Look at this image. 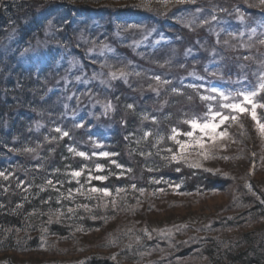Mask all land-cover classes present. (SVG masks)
<instances>
[{
	"label": "rangeland",
	"instance_id": "374dc122",
	"mask_svg": "<svg viewBox=\"0 0 264 264\" xmlns=\"http://www.w3.org/2000/svg\"><path fill=\"white\" fill-rule=\"evenodd\" d=\"M26 1H43L46 3L50 0ZM136 1L118 0L117 7L118 9L132 11L137 6ZM227 1L244 3L252 8L253 11L242 16H231L230 11L228 12L227 9L228 6L220 0H194V2L186 0L183 4L176 3V0H149L145 10L149 12L147 15L151 20L137 22L133 26H124V30L119 29V26H115L116 28L108 25L103 26V24H109L108 17H105L102 22L89 18L78 21L79 26H75L76 30L82 28L85 25L84 23L88 22L90 27H95L90 28L91 32L98 33L94 37L100 40L99 44L92 38L86 41L82 40L81 32L76 31L73 33V41L79 42V45H77L80 48V53L73 50H70L72 52L70 53L69 48H66V50L60 47L59 43H54L55 45H53L49 42L55 29L54 25H52V20L43 27L41 36L33 37L24 44V47L18 52L17 63L13 64L22 68H27L28 66L36 69L45 67L46 74L43 78L45 95L54 94L56 90H59L60 93L63 91L65 94L67 86L76 85L86 88L85 94L82 92L76 93L74 101L72 100L73 97H71L73 95H70V98H63L64 104L59 107L61 109L59 113L50 111L54 107L50 106L51 104L47 105L46 108L38 102L39 109H35L36 118L34 123V125H42L44 128L46 125H50L49 120L54 118L56 119L55 124L58 125L53 127V131L54 129L56 131L59 129L57 132L60 133L61 137L68 136L69 141L77 142V145L74 146L75 148L70 147L68 152H71L70 149H74L72 158L83 162L81 175L76 177L78 180L80 178L83 180L82 184L89 186L92 180L101 183L105 182V180L101 181L93 178L106 174L107 169L104 165H102L100 170L96 168L97 164L94 165L93 170L89 168L92 161H97L99 158L111 159L116 156L112 154L115 153L116 149L110 148L107 144L111 139L109 126L117 125V123L121 122L118 130L120 135H122L120 140L123 142L127 140L135 141L138 138L137 135L134 136V131L126 137L127 132L122 127L124 125L122 118L125 113L114 116L116 110L113 106L112 96L115 95L114 90L117 89L119 83L125 87L122 93L132 92L131 94H135V97L142 98V95L147 92L152 91L159 95L168 90V88L169 93L174 95L170 87L171 84L182 85L188 82L187 86L193 89V95H189L187 98H182V95H179V97L171 95L176 98L174 103H179V101L186 103L182 106L178 104L174 109L177 110L176 113L180 112L182 125H187L184 123L187 119L193 117L203 118L209 105L214 110H219V98L208 100V103L205 104L206 106L198 103L204 101L201 100V96L216 95L209 91L211 88L219 89L226 94H233L234 102L242 100V97L235 95L236 93L256 91L257 95L252 98L257 105L256 115L264 122V118L259 115L260 112L264 113V107H260V105H264V95L260 100L259 96L262 91H259L257 86L260 83V75L264 73V44L260 43V41L264 40V19L255 13V9L264 10V8L259 5V0ZM227 13L228 17L226 16ZM259 14L262 17L264 15L263 13ZM161 16L169 17L179 24L182 29L179 32H183V35H179L182 38L178 35H174L171 38L172 35L166 36L162 30L158 29V23L166 21ZM223 16H226L228 22L232 23L230 32L237 36L232 37V40H229L228 36L222 37L219 29L216 30L220 22H225L226 18ZM100 35L102 38H100ZM19 38L16 28L6 31L2 38L3 40L1 39L0 52L7 57H9V54L16 52L19 49V46L16 45ZM189 38L193 42L191 46L184 42ZM221 38L226 39L222 40ZM170 43L171 45L168 46ZM218 44L221 47H218ZM166 46L168 47L166 48ZM144 50L149 52L146 51L142 55L141 52ZM117 52L118 54H123L126 58L130 56L131 59L127 63H109L106 60V56L115 55ZM52 53L57 55V58L54 59V63L51 65V62H47V60L49 54ZM147 55H150L151 58L146 57ZM195 55L194 62L181 60L188 59L190 56L195 57ZM201 57H204V59ZM142 58H144L143 71L136 74L132 71V67L139 65ZM172 63L178 65L173 67ZM213 69L215 70L213 71ZM131 71L134 75H132ZM159 72L168 80H157L156 77L159 76ZM112 73L115 74V77L111 75ZM152 75H154V78L151 77ZM216 81L222 83L218 85ZM73 90H69V94ZM59 95L62 96L61 94ZM123 95H125L124 98H130L126 97L128 94ZM60 96L59 99L61 100L62 97ZM168 98L171 97L169 96ZM86 102H89L88 106ZM84 106L86 108H83ZM162 106L167 111L170 109L166 103L162 104ZM70 107H73L74 112L68 110ZM248 107L251 106L248 105ZM46 109L50 113H47L46 117H44ZM223 111L228 112L226 109ZM235 115H237L236 122L227 121L217 129V131H226V136L218 138L214 142H209L205 137V146L211 152V158L204 159L197 156L196 151H199V149L195 151L189 149L185 154L187 163L184 160L180 161V164L188 172L186 174L187 178L201 177V174L207 173L219 172L221 175V173L230 172L236 177L234 183L230 187L229 185L228 187L226 186L227 191L221 193L212 191L186 194L180 190L181 183L166 184L164 188L160 186L157 189L154 188L155 190L152 189L151 193L148 194L152 200H150L151 213L147 215L145 221L149 222L150 227L154 230L152 232H158L159 235H154L149 239H152L155 243L151 244L152 246L150 245L149 249L151 250L149 255L146 256L144 264H240V261H234L232 257V253H236L239 249L246 250L248 256L259 260V264H264V242L262 241L264 218L252 221L250 224H243L244 226L236 225V227L232 228L215 226L219 220L229 216L235 217L238 214L232 210L239 209L238 206L242 205L238 197L245 195L243 182L253 183L264 193V138L258 134L255 122L247 112ZM116 120L118 121L116 122ZM148 121L149 123L152 122L151 119ZM51 125H53L52 121ZM67 131H70V135ZM83 132H86L85 135L89 143L84 141L83 137L78 136L79 133L84 135ZM183 132L187 131L183 129L179 132L177 131V133ZM64 133L68 135L65 136ZM172 135L173 133L170 136ZM176 139L184 141L188 138L177 134ZM169 142L176 144L175 140L172 139H169ZM130 143L132 144L133 142ZM133 144H137V141ZM175 146V152H178L179 146L177 144ZM112 149L114 151H111ZM169 149H167V153ZM87 151L89 152V157L87 156ZM80 152L85 153V156H80ZM102 152H108L110 155L107 157L100 156L99 154ZM224 157H227V159ZM193 161H198L200 166L189 167V164ZM172 163H176V161ZM84 170L87 172L92 171V173L83 176ZM157 184L159 182L155 181V185ZM92 188L94 186L91 188L86 187L85 190L89 191L88 193L95 194L91 192ZM138 205L140 208H144L149 204L145 201H138ZM254 218H256L254 214L246 216L247 220ZM242 221L244 219H233V226L241 224ZM112 226L116 227L109 221L100 230L79 234L75 239H70V241L61 240L49 252L41 251L23 254L10 252L0 254V260L9 259L14 263L38 264L81 260L92 255L102 258L110 257L112 260H116V251L98 248V246L103 245L107 241L108 234L112 231ZM118 228L117 226L116 229ZM185 229H188V231L186 232ZM176 231L177 233H174ZM249 234L252 236L242 238L244 235ZM210 240L213 241L212 244H210ZM200 245L204 246V248L207 246L210 248V253L205 258H201L196 251L191 253L189 250L194 246ZM85 248L87 250L83 254L81 250ZM157 249L162 250L156 252ZM180 249H182L181 252L187 254V257L182 259V261L176 258L172 260L171 254L176 253Z\"/></svg>",
	"mask_w": 264,
	"mask_h": 264
},
{
	"label": "trees",
	"instance_id": "16d2710c",
	"mask_svg": "<svg viewBox=\"0 0 264 264\" xmlns=\"http://www.w3.org/2000/svg\"><path fill=\"white\" fill-rule=\"evenodd\" d=\"M220 1L228 6L227 9L231 16H242L253 11L244 3ZM148 2L149 0H137L136 8L129 11L126 8H124L126 10L118 9V0H50L46 3L43 1L0 0V43L6 31L16 28L20 36L16 43L19 46L18 50L15 49L16 52L9 54V57L0 52V173H3L0 175V254L49 252L57 242L70 241L79 234L100 230L107 222L111 221L119 228L116 229L115 226H112L106 244L104 243L98 248L116 251V260L92 255L81 260L38 264H144L145 258L151 250L149 249L150 245L155 243L149 239L154 235H159L158 232L153 233L154 230L150 227L149 222L145 221L147 215L151 213L150 203L152 200L148 194L152 189L155 190L154 188L157 189L160 186L164 188L166 184L181 183L182 193L198 194L212 191L221 193L226 192L228 185L230 187L234 183L236 177L230 172L221 173V175L219 172L207 173L201 174V177L187 178L188 172L184 166L180 162L172 163L171 154L175 152L176 148L174 142H169V136L173 133L172 129L175 128L178 132L182 129L189 130L187 125H182L180 122V112L176 113L177 110H174L176 105L182 106L186 103L180 101L174 103L176 98L172 96L182 95V98H187L189 95H193L194 91L187 86L188 82L182 85L171 84L170 87L174 95L169 93L168 88L159 95L152 91L147 92L142 95V98L135 97L136 95L131 94L132 92L122 93L125 87L119 83L117 89L114 90L115 95L112 96L113 106L116 110L114 116L125 113L122 118L124 120L122 127L127 132L126 137L134 131L135 135H133H137L138 138L135 141L123 142L120 140L122 135L118 130L121 122L117 123L118 126L116 124L109 126L111 139L107 144L110 148L116 149L115 153H112L116 156L111 159L99 158L97 161H92L89 168L93 170L96 164L105 166L107 170L103 176L106 179L102 183L92 180L91 184L86 186L82 184L81 178L78 180L72 175L74 171L81 172L83 162L72 158L74 149L68 152L70 147L75 148L77 142L69 141L68 136L61 137L55 129L53 131V127L58 125L55 124L56 119H50V125H46L44 128L42 125H34L35 109H39L38 102L46 108L51 104L50 106L54 107L50 111L59 113L61 111L59 107H62L65 98H70V95H73L71 97L74 101L76 93L85 94L86 88L76 85L67 86L65 94L63 91L60 93L59 90H56L54 94L45 95L43 87L45 67L22 68L13 64L18 61V52L21 51L24 44L33 37L41 36L43 27L52 20L55 29L49 42L53 45L59 43L60 47L64 49L69 48L70 53H72L70 50L80 53L79 42L73 41V33L76 31L81 32L82 40L86 41L92 38L97 44L100 40L94 37L98 33L91 32L90 28L95 27H90L88 22L76 30L75 26H79L78 21L89 18L102 22L105 17H108L109 24H103V26L108 25L112 28L119 26V29L124 30V26H133L134 23L151 20L147 15L149 12L145 10ZM255 10V13L264 19V15L262 17L259 14H264V10ZM226 16L228 17V13ZM226 16H223L226 18L225 22H220L216 30L219 29L222 37L228 36L229 40H232V37L237 36L230 32L232 23L228 22ZM162 19L166 21L158 23V29L162 30L166 36L172 35V38L174 35H183V32H179L182 29L177 22L165 16ZM100 38H102L101 35ZM221 39L225 40L226 38ZM184 42L190 46L193 44L190 38ZM218 47L221 46L218 44ZM146 51L149 52L144 50L141 52L142 55ZM146 57L151 58L150 55ZM56 58L57 55L49 54L47 62H51L52 65ZM195 58L196 55L181 60L194 62ZM201 58L204 59V57ZM130 59V56L126 58L118 52L115 55L106 56L109 63H127ZM143 60L144 58L141 59L139 65L132 67L134 73L143 71ZM172 65L176 67L178 64L172 63ZM214 67L216 68V66ZM132 71L131 73L134 75ZM161 76L162 74L159 72L157 77L160 81L168 80L164 78V75L162 78ZM151 77L154 78V75ZM216 83L219 85L222 82L216 81ZM69 90H73V92L69 94ZM263 92L259 96L260 100L263 98ZM123 94H128L126 97L130 98H124ZM59 96L62 97L61 100ZM169 96L172 99L168 98ZM165 103L170 108L168 111L162 106ZM198 103L205 105L208 100ZM86 104L88 106L89 102ZM46 110L44 117L50 113L48 109ZM68 110L73 111V107ZM204 110L206 109L204 108ZM259 115L264 118V113L260 112ZM150 119L151 123L148 121ZM51 121L53 125H51ZM67 132L70 135V131ZM146 133L148 135H145ZM85 134L86 132L84 135L79 133L78 136L83 137L84 141L89 143ZM136 141L137 144H133ZM169 148H172L171 153L170 151L167 153ZM86 153L89 157V152ZM177 168L180 171H176ZM86 172L84 170L83 176L92 173V171ZM155 181L159 184L155 185ZM243 184L245 195L238 197L243 206L239 204V209L232 210L238 214L235 217L229 216L219 220L215 226L232 228L264 218V202H262L264 193L251 182L245 181ZM92 186L107 188L110 195L88 193L89 191H86L85 188ZM238 191L241 192L239 189ZM138 201H145L149 205L140 208ZM139 203L141 204V202ZM70 209L71 211H69ZM248 214H254L256 218L247 220ZM237 218L244 219V221L233 226L232 221ZM185 231L187 232L188 229ZM251 236V234L244 235L242 238ZM262 241L264 242V234ZM212 243L213 241L210 242V244ZM86 250L87 248L81 251L84 254ZM161 250L157 249L156 252ZM181 250L171 254L172 260L176 258L182 261L187 257V254ZM189 250L191 253L196 251L201 258L207 257L210 253V248L208 246L204 248L202 245L194 246ZM232 257L234 261H240V264H259V260L248 256L246 250L239 249L236 253H232ZM0 264L25 263H14L9 259H4L0 260Z\"/></svg>",
	"mask_w": 264,
	"mask_h": 264
},
{
	"label": "snow or ice",
	"instance_id": "6c2138e0",
	"mask_svg": "<svg viewBox=\"0 0 264 264\" xmlns=\"http://www.w3.org/2000/svg\"><path fill=\"white\" fill-rule=\"evenodd\" d=\"M186 0H176V3L183 4ZM188 2H194V0H188ZM259 5L264 8V0H259ZM199 11V10H198ZM215 19V17H213ZM243 19V17H241ZM260 43L264 44V40L260 41ZM113 77H115V74H111ZM157 80H159V77H156ZM259 90L264 91V73L260 75V83L258 85ZM211 93H215L216 95H210V96H201V100H216L219 98L220 105L219 110H214L211 105L208 106L207 112L203 118L201 117H193L190 119H187L184 121L186 123L190 130L183 133H177V129L173 128L172 132L173 135L169 137V139L175 140L176 144L179 146L178 152H174L171 156V159L173 161H176L179 163L181 160H184L185 163H187V160H185V154L188 152L189 149L197 150L196 155L203 157L204 159H209L212 157V154L209 150L206 149L205 146V137L209 142H214L218 138L224 137L227 135L226 131H217L222 125L225 124L227 121L236 122L237 121V115L239 113H245L247 112L252 120L255 122L256 130L258 134L264 138V122H262L256 115V107L257 105L253 101V97L257 95L256 91H241L236 93L235 95L237 97H242V100L239 102H234L233 94L228 93L226 94L223 91H220L216 88H211L209 90ZM250 105L251 107H248ZM129 107H132L129 105ZM260 107H264V105H260ZM228 110V112H224L223 110ZM242 127V126H241ZM59 131V129H57ZM197 133H199L197 135ZM177 134L183 135L187 137L188 139L181 141L179 139H176ZM64 135H68L67 133H64ZM145 135H148L146 133ZM71 151V149H70ZM171 152L172 150L169 149ZM80 156H85V153L80 152ZM100 156L107 157L110 155L108 152H102L99 154ZM227 159V157H224ZM198 161H193L189 164V167H199ZM117 167H120L117 165ZM96 168L98 170L102 169V165L97 164ZM176 171H180L179 168L176 169ZM0 175H3V173H0ZM72 175L74 177H79L81 173L79 171L72 172ZM96 180H105L106 177L102 175H98L93 177ZM50 183V182H49ZM179 187V185H177ZM143 191V189H141ZM91 192L93 193H101L103 196H109L110 192L107 188H92ZM264 202V201H262ZM71 211V209L69 210Z\"/></svg>",
	"mask_w": 264,
	"mask_h": 264
}]
</instances>
